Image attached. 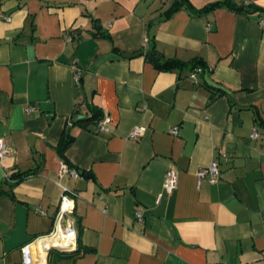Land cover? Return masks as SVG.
Segmentation results:
<instances>
[{
	"label": "crops",
	"instance_id": "0c3cea01",
	"mask_svg": "<svg viewBox=\"0 0 264 264\" xmlns=\"http://www.w3.org/2000/svg\"><path fill=\"white\" fill-rule=\"evenodd\" d=\"M230 1L257 12L166 15L173 0H0V139L9 152L0 185L35 171L2 186L12 199L0 197V264H21L24 245L30 264H47L32 245L70 227L75 251L57 264H264V0ZM150 49L185 68L155 70ZM197 62L204 70L192 82ZM83 103L108 119L105 133L70 126ZM135 126L141 136L131 140ZM64 130L76 179L58 173ZM211 162L217 180L197 182ZM168 168L177 176L170 194ZM63 194L73 209L57 219Z\"/></svg>",
	"mask_w": 264,
	"mask_h": 264
},
{
	"label": "trees",
	"instance_id": "16d2710c",
	"mask_svg": "<svg viewBox=\"0 0 264 264\" xmlns=\"http://www.w3.org/2000/svg\"><path fill=\"white\" fill-rule=\"evenodd\" d=\"M189 7L190 6L188 3V0H173V2L171 3V6L168 8V10L165 12V14L169 15V14L179 10L180 8L189 9L191 14H194L197 16H199L201 14L209 13V12L217 10V9H224L227 11H233V12H239V13H243V12L248 13L250 11L257 12V10L255 8H252L250 6L247 8L243 7V9L241 10V9L237 8L230 0L215 1V2L204 5L202 8H200L198 10H191ZM92 24H95V22L92 21ZM147 55H150V57H152V60L150 62L153 65V67L155 68V70H157V71H169L172 69L181 70V69L185 68L184 63L179 62L177 60L163 59L162 56L160 54H158L156 51H154L153 49H150L147 52ZM195 66H200V68L202 70H204L203 64H201L199 62L192 64V66L189 69L192 70ZM211 90H209V91L211 92ZM214 95L211 92V96L209 97L210 101L213 100V98L215 97ZM80 105L81 104H77V107L75 106V110L71 114L70 122H69L70 126H75V127H79V128H86L89 125H93V124L96 125V123L102 118L100 111L94 107H90V106L83 103L82 106L83 107L85 106L86 113L85 114H79V111L77 109L80 107ZM259 125H261V123ZM72 141H73V137L69 134V132L67 130H64L61 133L60 138L58 140V143L55 147L60 161L63 164H65L67 166V168H70V169H74V168L71 167L70 164L64 159L63 153L66 151V149L72 143ZM75 170L77 173H79V171L77 169H75ZM33 174H35V171L22 172V173L15 172L12 175H10L9 178L7 180H4L3 183L0 185V197L6 196V197L12 199L11 193H9L8 191H5L2 188V186L7 185L9 187H13L15 184L19 183L20 181L24 180L26 177H29L30 175H33ZM72 255L74 256V254H72ZM68 256H70V255L63 253V252H56V251L50 252L48 254V257H47V264H57L59 261H61L64 258H67Z\"/></svg>",
	"mask_w": 264,
	"mask_h": 264
},
{
	"label": "built area",
	"instance_id": "2783aa9c",
	"mask_svg": "<svg viewBox=\"0 0 264 264\" xmlns=\"http://www.w3.org/2000/svg\"><path fill=\"white\" fill-rule=\"evenodd\" d=\"M259 26L264 29V20H260L258 22ZM201 68L197 67L191 71V73L188 75V79L191 80L192 82L196 81V74L201 72ZM79 79V73L78 71H74V82L75 84L78 82ZM27 112H30L31 109H27ZM108 119L106 117H102L97 123H96V128L99 132L105 133V124L107 123ZM171 135H176V129H172L170 131ZM141 136V129L137 126L132 128L130 131L128 138L131 140H136ZM257 133L255 130H253L250 134V138H256ZM8 150L3 142L2 139H0V159L6 157L8 155ZM58 173L60 176H68L72 179H76L78 177V173L74 169L67 168V166L63 163L59 164L58 167ZM197 182L200 181L201 179H207L208 183H214L217 178H218V170H217V164L215 162H211L207 167L199 169L196 174H195ZM177 183V176L176 172L172 168H168L165 171L164 174V180L162 184L163 190L167 193L170 194L176 186ZM63 193H69L66 191L64 188H61ZM70 196H73V194L69 193ZM73 209V204L70 198L67 197V195L63 194L61 196L60 201H59V206H58V214H57V219L62 218L64 215H69L71 214ZM69 234H71V231H67ZM20 262L21 264H30V256L28 252V245H24L20 249Z\"/></svg>",
	"mask_w": 264,
	"mask_h": 264
},
{
	"label": "bare ground",
	"instance_id": "6f19581e",
	"mask_svg": "<svg viewBox=\"0 0 264 264\" xmlns=\"http://www.w3.org/2000/svg\"><path fill=\"white\" fill-rule=\"evenodd\" d=\"M58 233L57 234H52L49 238L47 237L46 239H41V241H36L33 245L32 248L39 250V252H43L46 249L50 247H63V243H66L64 247L68 246L70 243H72V235L69 233H65L66 236L68 237V242L67 239L64 237V231H61L60 228H57ZM57 232V231H56Z\"/></svg>",
	"mask_w": 264,
	"mask_h": 264
},
{
	"label": "water",
	"instance_id": "95a60500",
	"mask_svg": "<svg viewBox=\"0 0 264 264\" xmlns=\"http://www.w3.org/2000/svg\"><path fill=\"white\" fill-rule=\"evenodd\" d=\"M241 10L243 9V7H241L240 8ZM252 11H250L249 13H251ZM134 55H138V54H134ZM123 57H128L127 55H122ZM147 59L148 60H152V57H150V56H148L147 57ZM79 174L81 175L82 173L81 172H79ZM51 250H56V251H58V252H63V253H72V252H74L75 251V247L73 246V247H70L69 245L68 246H66V247H50V248H48V249H46L45 251H44V255H45V257H47V255H48V253L51 251Z\"/></svg>",
	"mask_w": 264,
	"mask_h": 264
},
{
	"label": "rangeland",
	"instance_id": "374dc122",
	"mask_svg": "<svg viewBox=\"0 0 264 264\" xmlns=\"http://www.w3.org/2000/svg\"><path fill=\"white\" fill-rule=\"evenodd\" d=\"M149 3H150V1H149ZM63 226H64V225H63ZM63 228H64V227H63ZM70 228H71V227H70ZM70 228H67V230H64V229H63V231H64V232L70 231Z\"/></svg>",
	"mask_w": 264,
	"mask_h": 264
}]
</instances>
